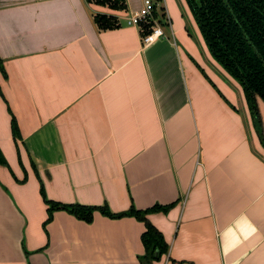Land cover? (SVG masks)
<instances>
[{"label": "crops", "instance_id": "1", "mask_svg": "<svg viewBox=\"0 0 264 264\" xmlns=\"http://www.w3.org/2000/svg\"><path fill=\"white\" fill-rule=\"evenodd\" d=\"M153 1L165 37L143 45L126 23L143 0H0V264H142L143 221L57 209L44 225L41 186L59 204L167 207L146 214L168 246L152 264H264V147L242 88L185 0Z\"/></svg>", "mask_w": 264, "mask_h": 264}, {"label": "trees", "instance_id": "2", "mask_svg": "<svg viewBox=\"0 0 264 264\" xmlns=\"http://www.w3.org/2000/svg\"><path fill=\"white\" fill-rule=\"evenodd\" d=\"M107 6L110 9L125 10V0H87ZM200 30L201 36L213 58L241 86L257 136L264 147V129L258 108V99L264 102V0H185ZM150 17L138 25L141 38L154 27V19H165L155 8ZM93 19L100 30L119 27L117 17L96 13ZM161 21V20H160ZM1 156V154H0ZM41 195L47 204V218L52 220L53 212L62 209L87 223L92 221L95 211L118 218L133 216L145 223L142 242L145 254L142 264H152L155 258L167 252L162 234L146 219L151 211L166 210L154 206L136 210L132 205L121 213L109 211L107 206L81 204H59L49 200L41 186Z\"/></svg>", "mask_w": 264, "mask_h": 264}, {"label": "built area", "instance_id": "3", "mask_svg": "<svg viewBox=\"0 0 264 264\" xmlns=\"http://www.w3.org/2000/svg\"><path fill=\"white\" fill-rule=\"evenodd\" d=\"M153 8V0H143V5L141 9L127 17V25H135L138 27L140 22L150 17ZM162 37H165L163 29L160 26H154L148 34L141 38V42L143 45H149Z\"/></svg>", "mask_w": 264, "mask_h": 264}, {"label": "rangeland", "instance_id": "4", "mask_svg": "<svg viewBox=\"0 0 264 264\" xmlns=\"http://www.w3.org/2000/svg\"><path fill=\"white\" fill-rule=\"evenodd\" d=\"M197 25V24H196ZM198 27V26H197ZM190 32H191V30H190ZM199 32H200V30H199ZM193 34V33H192ZM200 35H201V33H200ZM202 37V36H201Z\"/></svg>", "mask_w": 264, "mask_h": 264}]
</instances>
